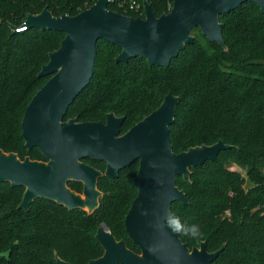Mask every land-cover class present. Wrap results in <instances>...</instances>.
<instances>
[{
    "label": "trees",
    "instance_id": "1",
    "mask_svg": "<svg viewBox=\"0 0 264 264\" xmlns=\"http://www.w3.org/2000/svg\"><path fill=\"white\" fill-rule=\"evenodd\" d=\"M154 14L168 12L172 0H146ZM95 0H0V149L21 160L46 161L37 147L27 148L21 137V118L37 89L50 76L38 71L49 60L64 34L55 29L28 27L11 31L26 16L47 7L55 16L75 15ZM143 0H109L108 8L129 16H144ZM138 4V5H136ZM133 5V7H131ZM223 44L211 42L192 29L185 44L168 66L136 56L116 62L120 47L100 39L95 46L92 76L70 103L63 120L104 122L108 112L124 116L120 134L157 108L167 93L178 97L169 126L172 151L213 144L222 140L215 160L190 167L189 180L177 175L186 204L174 200L171 214L201 226L203 239L180 236L190 248L205 242L207 251L221 248L211 264H264V13L255 2H243L218 16ZM104 173L106 163L82 160ZM233 163L245 170L229 168ZM134 162L118 176L101 175L96 188L98 206L88 212L68 209L44 197L21 208L24 186L0 181V264H87L103 254L95 238L105 223L117 240L140 254L125 231L124 215L137 188ZM67 187L82 193V183Z\"/></svg>",
    "mask_w": 264,
    "mask_h": 264
},
{
    "label": "water",
    "instance_id": "2",
    "mask_svg": "<svg viewBox=\"0 0 264 264\" xmlns=\"http://www.w3.org/2000/svg\"><path fill=\"white\" fill-rule=\"evenodd\" d=\"M108 1L95 0L75 15L55 16L44 7L26 16L28 27L64 34L37 72L50 77L32 96L20 122L25 146L39 148L47 160H21L15 153L0 149V181L24 186L18 207L28 208L35 198L44 197L68 209L81 207L90 212L98 206L101 195L97 179L101 175L115 178L123 167L137 162V173L132 178L137 193L123 221L140 254L130 250L125 241L117 240L101 223L95 238L103 247V255L87 264H211L221 248L207 251L205 242L189 248L164 221L171 214L174 200L187 203L183 190L175 185L176 176L182 175L188 181L190 167L215 160L228 144L218 140L178 153L172 151L168 134L178 97L171 92L157 108L121 134L124 116L112 112L106 114L104 122H78L74 118L65 121L63 117L92 76L98 40L120 47L116 62L140 56L150 66L165 67L185 44L193 41L192 29L198 28L209 41L223 44V24L218 16L247 1L255 2L264 13V0H172L168 12L159 16L143 0V17L112 11ZM88 157L105 162V172L82 161ZM72 179L82 182V194L67 187ZM57 264L71 263L58 256Z\"/></svg>",
    "mask_w": 264,
    "mask_h": 264
},
{
    "label": "clouds",
    "instance_id": "3",
    "mask_svg": "<svg viewBox=\"0 0 264 264\" xmlns=\"http://www.w3.org/2000/svg\"><path fill=\"white\" fill-rule=\"evenodd\" d=\"M164 223L171 229L172 232L181 236L191 238L194 241H201L203 233L201 226L198 223H190L187 219L181 218L176 214H169Z\"/></svg>",
    "mask_w": 264,
    "mask_h": 264
},
{
    "label": "built area",
    "instance_id": "4",
    "mask_svg": "<svg viewBox=\"0 0 264 264\" xmlns=\"http://www.w3.org/2000/svg\"><path fill=\"white\" fill-rule=\"evenodd\" d=\"M138 5V4H136ZM131 7H133V5H131ZM28 28L27 24H25V19L19 23V25H11V31H13L14 33H19L22 31H25Z\"/></svg>",
    "mask_w": 264,
    "mask_h": 264
},
{
    "label": "rangeland",
    "instance_id": "5",
    "mask_svg": "<svg viewBox=\"0 0 264 264\" xmlns=\"http://www.w3.org/2000/svg\"><path fill=\"white\" fill-rule=\"evenodd\" d=\"M229 168L232 169V170H235V171H239V172H241L242 176H243L244 178H246L245 170H244L243 168H241L239 165L237 166V165L231 163V164L229 165Z\"/></svg>",
    "mask_w": 264,
    "mask_h": 264
},
{
    "label": "flooded vegetation",
    "instance_id": "6",
    "mask_svg": "<svg viewBox=\"0 0 264 264\" xmlns=\"http://www.w3.org/2000/svg\"><path fill=\"white\" fill-rule=\"evenodd\" d=\"M83 160V159H82ZM82 183V182H81ZM83 192V191H82ZM78 194H82V193H78Z\"/></svg>",
    "mask_w": 264,
    "mask_h": 264
}]
</instances>
